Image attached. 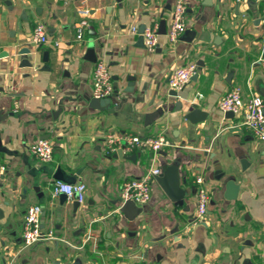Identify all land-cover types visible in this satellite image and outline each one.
Returning a JSON list of instances; mask_svg holds the SVG:
<instances>
[{
  "label": "crops",
  "instance_id": "1",
  "mask_svg": "<svg viewBox=\"0 0 264 264\" xmlns=\"http://www.w3.org/2000/svg\"><path fill=\"white\" fill-rule=\"evenodd\" d=\"M178 1L0 0V52H7L0 57V139L7 149L0 151V264H264V141L244 125L227 128L240 125L239 116L227 117L218 105L235 85L244 98L251 89L264 97L257 63L264 55V0H185L184 35L173 43L161 35L155 52H147L131 27L163 20L168 27ZM79 8L92 12L82 40ZM38 23L58 46L32 42ZM92 47L119 78L104 108L91 106ZM189 62L198 71L186 89L170 88L171 72ZM192 106L208 113L205 121L185 119ZM113 132L163 135L170 144L157 153L122 144L108 153L105 137ZM42 138L53 143L50 163L29 151ZM172 163L179 165L184 204L155 180L151 201L128 218L122 183ZM59 169L68 182L86 183L79 206L52 195ZM199 175L210 204L196 224ZM230 179L240 185L236 200L224 197ZM33 205L43 206L44 230L76 247L62 240L26 247L24 217Z\"/></svg>",
  "mask_w": 264,
  "mask_h": 264
},
{
  "label": "built area",
  "instance_id": "2",
  "mask_svg": "<svg viewBox=\"0 0 264 264\" xmlns=\"http://www.w3.org/2000/svg\"><path fill=\"white\" fill-rule=\"evenodd\" d=\"M187 4L185 0H179L172 11V18L167 27L166 35L170 42H177L187 29ZM77 15L80 17L77 23V40L84 39L85 29L89 26V20L92 12L88 8H79ZM262 23L264 25V13L262 15ZM158 24L145 27L143 32L139 31L137 25L131 27L133 33H138L143 37V43L147 52H155L159 46L161 35L158 33ZM32 42L35 45L53 44L58 46L60 41L53 40L48 35L47 26L44 23L36 24L32 33ZM257 63L264 70V55L260 56ZM197 64L195 62L186 63L184 66L175 68L169 77L168 85L176 91H183L186 85L192 80L197 73ZM93 77V97L98 99H106L112 97L115 92L114 77L110 71L109 65L104 58L98 59L94 68ZM243 87L235 85L220 99L218 105L224 113L232 112L235 116H239L240 125L228 126L234 128L236 126H246L252 131L259 141H264V97L258 90L251 89L248 96L244 98ZM107 152L114 150L123 145V149L131 151L135 148L152 149L155 153L159 152L164 146H169V141L163 135L141 138L138 135L122 136L115 132L109 133L105 137ZM30 153L42 163H50L54 157L53 143L49 139H40L29 145ZM4 166L0 164V175L4 172ZM163 171L159 167H151V169L141 177H133V179L125 180L121 185V198L124 202L135 201L137 204H147L151 201L153 183L156 176ZM197 185L196 192V212L194 222L200 223L207 218L208 208L210 204L209 188L206 179L199 175L195 177ZM52 188L54 197L64 194L69 200H76L81 203L86 200L87 185L82 181L75 183L55 180ZM43 206L33 205L28 208L24 217V228L22 240L26 247L33 246L43 240H58L70 244L63 238H58L52 231L44 230L41 221ZM87 241L91 239L90 234L87 235Z\"/></svg>",
  "mask_w": 264,
  "mask_h": 264
},
{
  "label": "water",
  "instance_id": "3",
  "mask_svg": "<svg viewBox=\"0 0 264 264\" xmlns=\"http://www.w3.org/2000/svg\"><path fill=\"white\" fill-rule=\"evenodd\" d=\"M257 1V0H255ZM145 29V26L143 25L139 31L143 32ZM167 31V21L163 20L159 26L158 33L160 35H166ZM141 39L143 41V37L141 36ZM90 54H93V58H90L91 61H97L98 57L96 53L94 54V49L93 47L89 49ZM44 60H48V52L45 51L44 53ZM7 55L6 51H1L0 52V57H3ZM114 79L116 81L119 79L118 76H114ZM135 77H132L131 75L129 76V84H133L135 82ZM117 83V82H116ZM114 88L116 89L117 86L114 84ZM116 93V90H115ZM115 93L112 95V97L115 95ZM174 94L177 95V92L174 91ZM112 97L106 98V99H98V98H93L91 100V106L92 107H97V108H104L106 105H109L110 102L112 101ZM183 103H179L180 107L182 106ZM208 113L196 106H192L191 110L187 111L185 114V119L189 120L191 123H198V122H203L207 118ZM227 117L233 118L234 114L232 112H227L226 113ZM1 122V120H0ZM7 150L6 148L2 147L1 139H0V151ZM54 180H63L67 181L63 171L61 169L58 170V172L53 176ZM181 175L179 171V165L177 163H172L170 165H164L163 166V171L156 176V181L159 182L160 186L166 193L169 199H172L179 205H183L185 202V195L186 191L182 187L181 183ZM240 190V185L235 182V180L230 179L226 183V191L224 193V197L229 199V200H236L238 197V193ZM61 197L66 198L64 194H61ZM80 202L76 201L75 202V207L79 206ZM134 209V210H133ZM121 211L127 214V217L130 219H134V217L139 213L140 211V206L137 204L135 201H128L123 204L121 207ZM135 212V213H134ZM129 213H132L131 216H129ZM3 264H8L7 259L3 260ZM78 264V263H75Z\"/></svg>",
  "mask_w": 264,
  "mask_h": 264
}]
</instances>
